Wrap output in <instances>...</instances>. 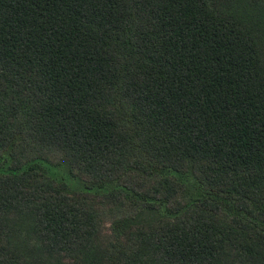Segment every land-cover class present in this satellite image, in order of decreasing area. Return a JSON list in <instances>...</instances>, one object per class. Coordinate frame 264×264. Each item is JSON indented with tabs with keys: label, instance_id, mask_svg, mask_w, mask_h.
I'll list each match as a JSON object with an SVG mask.
<instances>
[{
	"label": "trees",
	"instance_id": "16d2710c",
	"mask_svg": "<svg viewBox=\"0 0 264 264\" xmlns=\"http://www.w3.org/2000/svg\"><path fill=\"white\" fill-rule=\"evenodd\" d=\"M0 264H264V0H0Z\"/></svg>",
	"mask_w": 264,
	"mask_h": 264
}]
</instances>
